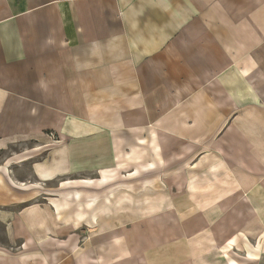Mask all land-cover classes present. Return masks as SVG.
<instances>
[{"label":"crops","instance_id":"1","mask_svg":"<svg viewBox=\"0 0 264 264\" xmlns=\"http://www.w3.org/2000/svg\"><path fill=\"white\" fill-rule=\"evenodd\" d=\"M115 176L164 184L158 254L79 246ZM0 226V264H264V0H0Z\"/></svg>","mask_w":264,"mask_h":264},{"label":"rangeland","instance_id":"2","mask_svg":"<svg viewBox=\"0 0 264 264\" xmlns=\"http://www.w3.org/2000/svg\"><path fill=\"white\" fill-rule=\"evenodd\" d=\"M50 135L52 137L55 135V138H57V135L54 133ZM81 182L82 183L78 184L77 189L84 190L85 187L84 184H91L88 182L85 183L86 181L85 182L81 181ZM99 184H101V182ZM100 186L96 188H100ZM68 187L69 185L67 186V188ZM67 188H65L64 191L67 192L68 191ZM118 188L116 185V176L112 177V179L109 181L110 195L109 198L107 199L109 206L105 208L104 212L101 211L97 212L95 210H93L92 212L91 211L84 212L82 211L83 209L85 208L87 209L91 207L90 206L83 207L80 206L79 204L77 205L78 209L81 210L76 212L75 215L76 216L75 232L78 236L79 246L83 248L84 245L86 244L85 242L90 243L91 242L90 240L93 241L97 239L99 240L100 236L103 235L109 238V247H112V243L114 245L117 242V238L123 239L128 235L132 236V234H134L135 239L130 243L135 242L137 244L142 245L143 240L151 237V245L149 246V250L143 247L144 250H142V252L155 254L154 249L156 248L157 250L156 254H158L161 251L160 245H155L156 242L154 240L155 236L153 235L154 233L153 229H150L149 227L147 228V226H149V221L152 222L153 225H157L159 222L164 220L163 212H155V209H162L164 207L163 206L164 205L163 202L165 199V197L163 196L164 188H165L164 184L162 183L161 180H158L156 189H153L151 195L150 196L142 195L135 201V203L133 202L132 197H128V196L124 197L122 191L120 195L117 196ZM89 190H91V188ZM37 200L44 205H48V204L53 205V203L56 205L57 203L55 200H53V198L49 196H40L37 198ZM139 209H142V211ZM148 210H152V211H148ZM157 231H159V229ZM177 232H178L177 230H174L173 234ZM157 236H160V234L157 233ZM4 238H5L4 228L0 226V241H4ZM121 239L119 241H123ZM135 250L137 249L135 248ZM109 251L113 252L114 254L117 252L115 249ZM136 255L140 256V254H136ZM135 258L143 260V258H139V257H135ZM136 262L141 264L139 260Z\"/></svg>","mask_w":264,"mask_h":264}]
</instances>
